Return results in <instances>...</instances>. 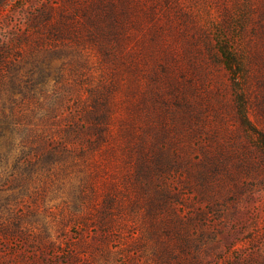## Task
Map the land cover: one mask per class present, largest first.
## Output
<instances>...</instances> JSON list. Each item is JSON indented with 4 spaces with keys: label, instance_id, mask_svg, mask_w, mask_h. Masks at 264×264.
Wrapping results in <instances>:
<instances>
[{
    "label": "rangeland",
    "instance_id": "rangeland-1",
    "mask_svg": "<svg viewBox=\"0 0 264 264\" xmlns=\"http://www.w3.org/2000/svg\"><path fill=\"white\" fill-rule=\"evenodd\" d=\"M233 1L0 0V264H264V148L208 33ZM101 80L90 143L71 125Z\"/></svg>",
    "mask_w": 264,
    "mask_h": 264
},
{
    "label": "trees",
    "instance_id": "trees-1",
    "mask_svg": "<svg viewBox=\"0 0 264 264\" xmlns=\"http://www.w3.org/2000/svg\"><path fill=\"white\" fill-rule=\"evenodd\" d=\"M219 12L221 18L212 24L208 33L211 34L214 41V48L219 61L229 71L232 78L234 107L238 119L242 125L256 133L259 146L264 148V131H259L252 126L247 113L250 103V76L253 77V72H255L254 74L258 79L264 81V77L259 78V75L262 77L264 72V0H234L231 6L222 2ZM253 19H256L258 23L252 24L250 31L248 24ZM248 31L252 34L245 39ZM256 64L260 66V69L254 71ZM116 84L118 83H107V81L101 80L97 87L90 88V98L82 101L81 107L74 110L76 121L74 120L71 126L73 130L81 134L86 131H93L96 138L91 139L90 143L100 142L110 133L108 110L113 105V93ZM51 113L54 117L55 112ZM37 135H40L39 139H41L44 138L45 133L38 131L33 138L38 137ZM48 139L55 140L56 137L52 135L51 137L48 136ZM142 159L146 160L145 158ZM140 165V170L144 171L147 176L148 166H145L144 170L142 160Z\"/></svg>",
    "mask_w": 264,
    "mask_h": 264
}]
</instances>
